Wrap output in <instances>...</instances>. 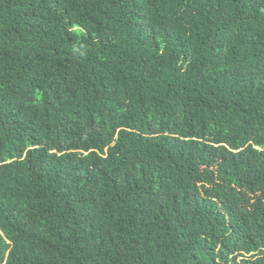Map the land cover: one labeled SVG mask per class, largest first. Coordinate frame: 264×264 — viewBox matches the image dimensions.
<instances>
[{"label":"trees","instance_id":"trees-1","mask_svg":"<svg viewBox=\"0 0 264 264\" xmlns=\"http://www.w3.org/2000/svg\"><path fill=\"white\" fill-rule=\"evenodd\" d=\"M0 264H264V0H0Z\"/></svg>","mask_w":264,"mask_h":264}]
</instances>
